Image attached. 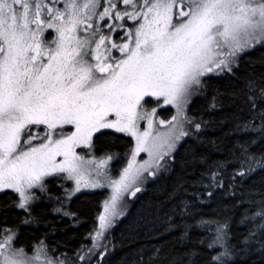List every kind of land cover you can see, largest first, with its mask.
<instances>
[{
	"label": "snow or ice",
	"instance_id": "obj_1",
	"mask_svg": "<svg viewBox=\"0 0 264 264\" xmlns=\"http://www.w3.org/2000/svg\"><path fill=\"white\" fill-rule=\"evenodd\" d=\"M256 47L264 48V0H0V192L17 194L11 206L24 211V224L40 222L32 205L46 200L78 225L70 208L76 194L111 188L85 237L91 245L70 252L46 236L18 243V228L5 217L0 264H103L108 244L101 241L125 215V195L137 197L150 178L178 164L193 168L190 186L203 189L177 205L182 220L195 221L185 220L179 241L193 227L203 234L182 253L163 244L140 247L130 264H237L252 253L264 264V178L262 187L253 180L264 172V150L253 151L264 146V70L237 75L240 54ZM214 76L227 78L223 91L211 85ZM209 87L207 110L222 108L225 97L235 109L220 121L229 125L226 135H252L234 140L222 160L209 163L193 152L191 162L178 161L177 144L199 140L211 123L189 114L191 98ZM165 105L175 108L170 119L159 118ZM121 144L123 153L115 151ZM141 153L148 158L138 160ZM122 156L127 165L113 178L111 161ZM218 190L234 203L207 217L198 213L196 204ZM179 192L188 194L183 180L168 198ZM155 211L147 202L134 223ZM166 219L165 232L177 227Z\"/></svg>",
	"mask_w": 264,
	"mask_h": 264
},
{
	"label": "trees",
	"instance_id": "obj_2",
	"mask_svg": "<svg viewBox=\"0 0 264 264\" xmlns=\"http://www.w3.org/2000/svg\"><path fill=\"white\" fill-rule=\"evenodd\" d=\"M240 57V72L237 73L238 76L245 70L251 71L253 68L257 72L264 70V64L261 63V61H264V48L256 47L253 50L241 53ZM210 83L212 86H219L223 91L227 78L221 79L214 76ZM213 94V87H209L205 94L196 95L189 105V113L191 115L199 116L203 114L204 119H210L211 123L208 127L201 130L199 140L194 137L186 138L177 148L175 156L178 161L186 158L191 162L193 152L197 155L204 154L207 156L209 163L222 160L227 156L225 149L231 147L234 140L237 138L246 139L252 135L251 133L226 135L229 125L225 124L221 126L220 121L230 119L235 109L225 97L222 108H217L214 111L207 110V105ZM158 111L160 112V116L162 112H170L172 109L167 107L158 109ZM123 139L125 143H132L128 137H123ZM212 141H216V143L214 144ZM261 150H264V146L253 148V151L256 152H260ZM115 151L123 153L125 151L123 144L117 147ZM202 170V168L197 166V173ZM192 178L193 168L189 167L185 170L178 164L174 170L164 173L159 179L148 184L145 190L137 195L139 199L136 197L134 204L130 206L125 216L112 229L111 236L107 242L108 253L104 257L103 264H130L131 260L135 258L134 253L136 249L140 247L150 248L153 244H163L167 249L181 253L189 248L196 247L198 237L203 234L196 227L190 229L188 238L183 244L179 241L185 220L189 224H194L195 221L191 217H186L185 220H182L179 214L180 208L177 207L181 199L193 200L194 198L191 196L192 192L197 190L203 191V189L190 186ZM262 178H264V172L257 173L253 178L256 187H262L260 184ZM181 180L185 182L188 194L179 192L172 199H169L168 194L173 191L177 182ZM251 182L249 181V183ZM54 190L59 191V189L55 188ZM102 197L103 193L95 192L81 194L73 198L70 208L81 217V222L78 225H74L70 218L62 217L61 214L53 212V203L46 200H40L32 206L33 215L38 217L40 222L24 224L22 223V218L25 215L24 211H18L14 206H11V200H14V196L7 193L0 196V225L5 223V217H7V225L18 228V243L31 246L36 240H43L46 236L51 244H66L67 248H62L61 250L70 252L72 249L80 247L81 244L91 245L92 241L85 239V237L98 224L96 221L97 209H102ZM147 202L155 205L156 211L152 216L148 217L147 221H140L139 224L134 223V220L138 217L139 210ZM5 203L9 205L8 208H4ZM231 203H234V201L224 196L218 190L212 200L202 204L197 203L195 210L207 217L221 204ZM167 216L172 218L171 223L177 225V227L165 232V229L170 227V223L166 219ZM238 218L237 216L236 219ZM195 219H200V215L197 214ZM130 225L131 227H129ZM53 226L55 227V231H53ZM239 231H244V229H239ZM201 251L205 250L201 248ZM93 264H95V261ZM237 264H261V257L257 253H252L248 257L240 258Z\"/></svg>",
	"mask_w": 264,
	"mask_h": 264
},
{
	"label": "rangeland",
	"instance_id": "obj_3",
	"mask_svg": "<svg viewBox=\"0 0 264 264\" xmlns=\"http://www.w3.org/2000/svg\"><path fill=\"white\" fill-rule=\"evenodd\" d=\"M195 96L196 95H194L192 98H191V102H192V100L195 98ZM191 102H190V104H191ZM189 104V105H190ZM167 107H170L171 109H172V111H170V112H162L161 113V115L159 116V118H161V119H169V118H171V116L172 115H174L175 114V108L173 107V106H171V105H165V106H163L162 108H160V109H163V108H167ZM158 113L160 114V112L158 111ZM190 114V113H189ZM191 115V114H190ZM170 116V117H169ZM143 123V122H142ZM162 127V126H161ZM186 138H189V137H186ZM186 138H184L183 140H181L178 144H177V148L185 141V139ZM133 144H134V141H131ZM177 150V149H176ZM78 151H79V149H78ZM148 157H147V153H141L140 154V156L137 158L138 160H143V159H147ZM127 160H128V157H124L123 156V158H119V159H116V160H113V161H111V167H112V169H113V178H117L118 177V174H119V172H120V170H122V168L123 167H125L126 165H127ZM164 173H161V175H163ZM160 175V176H161ZM157 180V179H156ZM155 180V181H156ZM152 182H154L151 178L149 179V181H148V183H147V185L148 184H150V183H152ZM147 185L145 186V188L147 187ZM95 192H101V193H103V197L101 198V203H103V201L105 200V199H107L110 195H111V188H109V187H107V186H105V187H103V188H94V189H92V188H85V189H81V191L79 192V193H77L76 194V196H79V195H81V194H91V193H95ZM139 193H137V195H138ZM75 196V197H76ZM74 197V198H75ZM124 200H126L127 202H128V206H127V208H122L121 210H123L124 211V213L126 214V212L128 211V209L130 208V206H132L133 204H134V202L136 201V197H131L130 195H125V197H124ZM36 202H38V201H36ZM35 202V203H36ZM34 205V204H33ZM32 205V206H33ZM23 211V210H22ZM125 216V215H124ZM124 216H117L116 217V223H115V225H114V227L119 223V221L124 217ZM113 227V228H114ZM112 228V229H113ZM112 229H110L109 230V233L107 234V239L106 240H104V241H101V243H107L108 241H109V238H110V236H111V231H112ZM92 243V242H91Z\"/></svg>",
	"mask_w": 264,
	"mask_h": 264
},
{
	"label": "flooded vegetation",
	"instance_id": "obj_4",
	"mask_svg": "<svg viewBox=\"0 0 264 264\" xmlns=\"http://www.w3.org/2000/svg\"><path fill=\"white\" fill-rule=\"evenodd\" d=\"M106 131H111V130H106ZM120 135H122L123 136V134H120ZM124 137H126V136H124ZM129 138V137H128ZM7 193H9V194H11L12 196H14V199H16L17 198V194H15L14 192H12V190H4V191H2V192H0V196H2V195H4V194H7ZM77 197V196H76ZM15 209L16 210H18V211H21L20 209H18V208H16L15 207Z\"/></svg>",
	"mask_w": 264,
	"mask_h": 264
}]
</instances>
